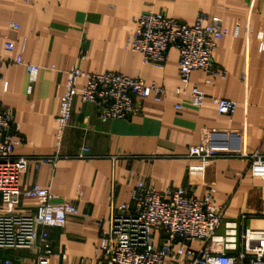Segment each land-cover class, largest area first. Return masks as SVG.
Instances as JSON below:
<instances>
[{
  "label": "crops",
  "instance_id": "1",
  "mask_svg": "<svg viewBox=\"0 0 264 264\" xmlns=\"http://www.w3.org/2000/svg\"><path fill=\"white\" fill-rule=\"evenodd\" d=\"M147 10L187 24L198 12L206 14L207 22L220 18L224 35L211 57L225 77L191 72L188 87L207 95L200 106L192 105L188 95L170 93L160 101L149 96L140 113L106 121L98 118L96 104L76 96L59 138L58 98L64 72L73 66L91 73L120 72L169 90L182 86L174 47L157 67L126 44L135 19ZM11 22L18 30L10 28ZM6 42L14 44L12 51L5 50ZM262 42L264 0H0V56L7 59L1 68L0 106L12 110L19 126L15 154L58 155L53 164L35 166L30 160L20 189L35 183L76 208L63 228L48 230V264H107L98 247L101 233L109 230L111 205L129 202L138 182L157 191L182 187L197 197L210 192L213 204L225 206L217 234L232 220L238 222V235L246 227L264 229L263 184L241 155L264 152ZM17 55L39 68L30 94L25 68L14 61ZM84 83L78 78L76 85ZM211 97L236 101L234 113L219 114ZM209 132L228 136L235 153L186 156L189 146L206 141ZM82 146L86 157L76 155ZM37 203L20 195L16 211L31 214ZM35 255V248H0V264H34Z\"/></svg>",
  "mask_w": 264,
  "mask_h": 264
},
{
  "label": "built area",
  "instance_id": "2",
  "mask_svg": "<svg viewBox=\"0 0 264 264\" xmlns=\"http://www.w3.org/2000/svg\"><path fill=\"white\" fill-rule=\"evenodd\" d=\"M10 28L18 30L19 27L11 22ZM223 35L222 20L213 18L207 22L203 12L196 14L192 24L151 10L142 12L135 19V29L126 40L127 46L139 52L143 62L157 67L164 65L168 48L174 47L178 52L177 75L182 86L169 90L120 72L91 73L73 66L64 72V90L58 98V137L69 124L76 96L83 103L96 104L101 121L140 113L142 101L149 96L160 101L170 93L188 95L192 105L200 106L207 95L197 86L188 87L190 74L201 70L208 76L225 77V71L215 66L211 57ZM4 48L12 51L14 44L6 42ZM6 60L0 56V78ZM14 61L25 68L26 92L30 94L39 68L25 62L20 55ZM78 78L85 79L82 87L76 85ZM211 98L219 114L231 116L234 113L236 101ZM19 135L12 110L0 106V248H35L34 264H48L51 253L48 230L63 228L67 216L75 214L76 208L35 183L20 189L21 175L30 160L35 166L53 164L58 155H16ZM218 137L217 133L209 132L206 141L189 146L186 156L233 155L230 138L222 134ZM76 155L86 157L87 148L82 146ZM241 155L249 161L250 174L258 177L264 188V152H243ZM20 195L37 200L33 213L16 211ZM224 209V205L211 202L210 192L197 197L182 187L157 191L138 182L129 202L111 205L109 230L101 233L98 251L106 257L107 264H264V229L246 227L238 235V222L232 220L224 222L222 234L215 232L221 224ZM260 215L264 217V197ZM243 217L245 214L242 213ZM194 243L199 246L193 248Z\"/></svg>",
  "mask_w": 264,
  "mask_h": 264
}]
</instances>
